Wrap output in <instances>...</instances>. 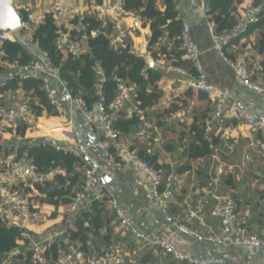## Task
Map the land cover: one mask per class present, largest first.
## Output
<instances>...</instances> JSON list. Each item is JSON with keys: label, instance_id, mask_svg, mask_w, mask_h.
<instances>
[{"label": "built area", "instance_id": "1", "mask_svg": "<svg viewBox=\"0 0 264 264\" xmlns=\"http://www.w3.org/2000/svg\"><path fill=\"white\" fill-rule=\"evenodd\" d=\"M177 6L184 3L185 0H174ZM207 7L211 0H200ZM15 4L16 9L22 14V26L11 33L0 32V68H6L14 72L17 68L15 65L6 61L7 53L4 44L7 41L21 42L29 52L37 58L27 68H20L18 75L20 79L32 77L34 79H44L42 87L49 102L58 109L61 106L59 88L54 85L52 79H59L62 82L59 69L52 66L45 52L40 51L34 42V34L39 27L44 24L46 16L52 15L55 24L59 28V39L57 46L73 57H79L88 52V35L75 36L82 28L74 23L75 19L85 17H94L106 24L112 25V34L109 39L111 46L115 51L130 46L131 52L142 57L146 64L150 62L158 64L165 71H173L187 79L184 81L187 90L195 93H204L211 99L214 105V117L220 122L226 120V112L229 105V93L211 86L207 81V76L201 65V52L196 46L190 26L183 24L181 34L182 50L184 58L193 64L198 72L194 77L185 69L172 65L171 62H160L154 60L151 54H140L132 49L129 43L132 30L124 25L127 17H134L141 24V19L134 13L127 12L124 9L122 0H18ZM257 10L249 8L247 11L246 22L239 28V33L243 34L248 29V24L257 21ZM212 39L215 50L232 66L236 73L238 84L257 97L264 100V82L253 81L252 73L244 62H231L226 56L229 48L230 38L228 36H218L215 33V24L211 26ZM134 32V31H133ZM98 33H92L97 35ZM96 72L100 77V83L105 81L101 68ZM8 78L0 75V86ZM119 81V95L111 105L112 112H108L103 103H98L93 110H89L86 103L81 98H72L70 101L71 109L73 108L80 116L83 126L91 134L97 136V131L102 133L104 139L113 140L117 138V133L112 129V123L116 120L120 111L126 110L127 118L133 115L145 120L146 116L143 110L137 105L132 104L135 87L127 85L123 80ZM67 89V87H66ZM67 92H70L67 89ZM3 94H0V100ZM232 116L243 126H246L253 132L264 134V118L255 116L249 108L241 104L234 106ZM37 116L32 111L28 98L15 102L11 108L0 106V138L10 129H16L19 124L33 125ZM150 123L145 124L144 130L138 134V139L144 142L149 138L152 130ZM57 150H63L73 153L76 157L85 158L90 147L78 149L71 145H63L52 142ZM92 147L100 150L103 156L113 162V158L108 150V145L102 139L92 144ZM118 156L122 160V165L132 168L134 171L143 174L150 180L152 185L151 195L158 201L162 208H167L170 201L176 194V186L179 182V176L171 173L165 175L161 171L155 170L148 163L140 160L136 152L131 149L130 143H119L116 145ZM219 183L220 177L224 175V166L219 165L215 168ZM83 176L82 189L76 194L71 204L67 205V212L72 220L83 208L89 206L94 201H108L111 209L115 212L119 222L120 231L124 236L132 238L143 248L160 249L165 254L171 256L179 262L192 263L193 259L189 254L182 252L177 245V237H189L199 243H214L225 251L235 249H245L248 256L253 258L259 250L264 249V238L253 234L248 227L246 217L240 213L236 201L233 197L228 196L223 199V203L212 211V216L220 219L222 222V232L220 235L205 236L193 227L197 222L199 225H206L205 219L200 210L192 208L184 212L182 218H167L173 226V231L167 236L154 238L146 233L139 232L135 229L134 223L128 213H126L117 201L110 199L106 192L101 189V174L97 165H84L79 168ZM60 175H66L63 168H51L46 172H38L36 167L26 157L16 158L15 155H6L0 151V224L8 229L18 228L22 230V237L17 240L19 247L15 250L0 254V264H51L46 253L50 250L52 244L62 238L65 230L59 229L54 232L36 236L29 231V225H38L44 221V214L40 208V202L36 197L40 196L35 189L37 185H45L55 180ZM161 186H165L163 192ZM27 240H30L27 243ZM68 243V241H66ZM69 244V243H68ZM129 253L122 244H115L107 253L99 256H90L80 250V248L70 246L68 249L58 251L57 260L54 264H127Z\"/></svg>", "mask_w": 264, "mask_h": 264}, {"label": "crops", "instance_id": "2", "mask_svg": "<svg viewBox=\"0 0 264 264\" xmlns=\"http://www.w3.org/2000/svg\"><path fill=\"white\" fill-rule=\"evenodd\" d=\"M257 0H243L237 7L236 15L240 20L247 18V11L252 8ZM179 18L183 23L190 26L192 38L201 52V65L207 76L208 83L217 89H222L229 93V105L226 112L227 125L217 127L219 121L214 117L209 121L207 132L221 139L222 145L217 146L215 153L210 158L200 159L191 163V169L178 175L179 182L176 186V194L170 201L167 208H162L158 201L151 195L152 185L150 180L143 174L134 171L125 165L115 164L114 161H108L103 153L98 150L89 151L88 156L84 158L86 165H97L102 171L100 177V186L110 199L118 202L120 207L129 214L136 230L146 233L154 238L167 236L173 231V226L168 222L169 216L173 218H182L184 212L190 208L200 210L205 219L206 225H199L197 222L193 227L205 236L220 235L222 232V222L212 216V211L223 203L225 197L231 196L235 199L237 208L248 222L249 230L264 238V170L256 171L243 175L239 170L233 171L231 167L228 175L215 183L217 176L211 174L209 180L207 173L209 168L215 171L214 164L218 154L223 150L229 155L239 151V146L247 144V148L261 147L264 150V134L253 132L246 126H243L232 116V108L241 104L250 109L258 118H264V100L256 95L247 92L237 82L235 70L221 55L215 50L211 26L213 22L207 14V7L200 0H185L180 6H177ZM137 17H139L136 14ZM140 19V17H139ZM141 21V20H140ZM127 29L132 30L129 43L132 49L140 54H151L149 50V40L151 30L149 25L138 24L134 17H127L124 20ZM134 31V32H133ZM239 33V31H238ZM257 43V35L242 38L239 44H233L227 49L229 56L235 58L238 62H244L252 65L255 69L264 62V56L257 55L254 51V45ZM163 45L172 46V43L164 39ZM185 59V58H184ZM160 62L167 63L170 60L166 55H160ZM150 68L159 70L162 78L158 82L159 89L163 92V97L154 108L149 111L152 114L150 118L144 120L139 129L130 140L138 137V132L144 130L145 124L150 123L153 127L149 132L147 142V152L157 155L159 163L171 168V171L182 167L188 163L186 156V145L189 135H185L183 145H176L175 140L182 138L181 133L188 130L192 122L191 112L205 111L208 108L206 100H202L195 95L190 100L187 99L188 92L185 86L186 77L173 71L162 70L158 64L149 65ZM3 76V79L7 76ZM6 81V80H5ZM4 81L3 84L6 82ZM262 82V81H261ZM2 84V85H3ZM61 106L58 109V117L49 116L46 112L36 118L33 125L27 129L24 138L32 142H57L63 145H71L78 149H85L89 144L98 142L102 139V133L97 131V136L91 134L83 126L79 114L70 106V101L59 89ZM6 107L11 108L15 102L24 100L27 93L18 89L17 91L8 90L1 95ZM187 99L190 107L179 113L158 116L169 109L177 99ZM176 127L175 135L167 133L169 128ZM211 139V138H210ZM3 148L6 150L11 142L22 141L21 136L17 134V129H10L3 137ZM109 146L110 141L104 140ZM174 142V143H173ZM11 147V146H10ZM15 155V153H11ZM248 159V158H247ZM262 167V166H260ZM252 167H249V171ZM232 169V170H231ZM258 173V175H257ZM260 174V175H259ZM207 178H206V176ZM203 176L206 180H203ZM208 180V183L206 181ZM225 181V182H224ZM40 202V201H39ZM40 204L44 214V221L38 225H29V231L41 236L54 232L59 229H67L68 223L72 220L67 212V205L56 209L52 205ZM103 218V234L114 235L113 237L122 244L129 257L127 264H264V249L258 251L255 257L250 258L245 249H235L225 251L214 243H199L189 237H177L178 248L189 254L193 262H179L171 256L165 254L160 249L145 250L138 244L132 236H124L120 231V222L111 209L109 202H106Z\"/></svg>", "mask_w": 264, "mask_h": 264}, {"label": "trees", "instance_id": "3", "mask_svg": "<svg viewBox=\"0 0 264 264\" xmlns=\"http://www.w3.org/2000/svg\"><path fill=\"white\" fill-rule=\"evenodd\" d=\"M124 9L127 12L137 14L143 26L149 25L151 37L149 40V50L154 60H158L160 55H166L173 66L185 69L189 74L196 77L198 72L192 63L184 59L182 50L181 34L183 31V21L179 18L177 5L174 0H122ZM243 0H211L207 5V14L215 24V33L218 36H228L229 46L239 44L240 40L251 35H257V43L253 46L257 55L264 56V0H257L252 8L257 10V21L249 23L245 33H238L241 25L248 19L240 20L237 15V7ZM74 23L79 25L82 30L75 36L88 35V52L79 57H73L63 50H59L57 42L59 39V28L55 24L52 15H47L44 24L34 34V42L40 51L47 53L48 59L53 67L59 69V75L66 84L72 98H81L86 103L89 110H93L98 103H103L108 112H112L110 107L119 95V79L127 85L135 87L132 104L137 105L143 110L145 116L150 118L149 111L154 108L163 97V92L159 89L158 82L162 78V73L154 68L148 67L145 60L131 52L130 46L115 51L111 46L110 35L112 25L106 24L94 17L75 19ZM98 33L92 35V33ZM164 39L172 43V46L163 45ZM7 53L6 61L15 65L17 71L14 72L6 68H0V74L7 75L5 84L0 86V94H5L8 90L17 91L22 89L27 93L30 105L35 116H42L46 112L49 116L58 117L60 115L56 106L52 105L42 90L44 79H34L26 77L20 79L17 74L19 69L27 68L37 58L19 41H7L4 44ZM229 61H238L229 56ZM246 66L252 73L253 81L264 82V62L256 69L246 61ZM101 68L105 81L100 83L96 69ZM4 83V82H3ZM195 95L202 100H206L208 108L205 111L191 112L192 122L187 131L181 133L175 140L176 145H183L185 135H189L186 145V156L188 163L174 170V174L181 175L191 169V163L212 157L217 146L222 145L221 139L215 135L208 134L209 121L213 119L214 105L204 93H195L188 90L187 99L192 100ZM187 99H177L174 104L164 113L163 116L179 113L188 109L190 104ZM0 106H6L3 99ZM153 116V115H152ZM146 118V119H147ZM144 120L137 115L127 118L126 110L120 111L116 120L112 123V129L117 133V138L110 141L108 150L115 164L122 165V160L118 156L116 145L119 143H130L131 149L136 152L137 157L148 163L157 171L165 175L173 173L171 168L159 163L157 155L147 151V142H142L134 137L139 126ZM226 120L217 123V127L227 125ZM28 125L19 124L17 134L22 141L11 142L8 148H3L4 140L0 138V151L6 155H13L16 158L26 157L36 167L38 172H46L51 168H63L66 175H60L54 181L45 185H37L36 190L40 196L36 197L41 204L54 206L56 209L72 203L76 194L82 189L83 176L79 170L86 165L83 158L76 157L71 152L57 150L53 144L45 142H32L25 139ZM176 127H170L167 131L175 135ZM139 133V132H138ZM211 138V139H210ZM105 139L102 138V141ZM174 143V142H173ZM11 146V147H10ZM206 176V175H205ZM210 180L211 173H207ZM206 176V178H207ZM165 186H161L163 192ZM106 201H94L89 206L83 208L71 223L62 238L56 240L50 250L46 253L51 264L57 260L58 251L68 249L70 246L80 248L90 256H99L107 253L115 243L119 242L112 235L103 234V218ZM22 230L18 228H6L0 224V254L9 253L19 247L17 240L22 237ZM254 234V233H253ZM68 241V243H66ZM30 240H27L29 243ZM145 250H153L145 248Z\"/></svg>", "mask_w": 264, "mask_h": 264}, {"label": "rangeland", "instance_id": "4", "mask_svg": "<svg viewBox=\"0 0 264 264\" xmlns=\"http://www.w3.org/2000/svg\"><path fill=\"white\" fill-rule=\"evenodd\" d=\"M16 3H19L18 0L16 1ZM217 156H218V158H217L216 162L214 163L217 165H214V166L215 167L219 166V165L224 166V175H223L224 177H225L226 173L228 175V172H229L231 167L233 168V171L239 170L241 173H243V175H247L248 173H251L252 171H253V173L256 171L261 173L260 170L261 169H262V171L264 170V150L261 147H254V149L251 150V148H249V149L247 148V144H242V146H239V151L236 152L235 154L229 155L227 151L222 149V151ZM250 166L252 168L249 171ZM260 166H262V167H260ZM211 167L209 168L208 171L211 174L215 173L216 171L213 172L211 170ZM257 175H258V173H257ZM222 177H220L219 179L221 180ZM203 180L204 181L206 180V178L204 176H203ZM222 180H225V179H222ZM206 183H208V180L206 181Z\"/></svg>", "mask_w": 264, "mask_h": 264}, {"label": "water", "instance_id": "5", "mask_svg": "<svg viewBox=\"0 0 264 264\" xmlns=\"http://www.w3.org/2000/svg\"><path fill=\"white\" fill-rule=\"evenodd\" d=\"M16 1L17 0H0L1 33H11L22 26V14L15 7ZM52 81L54 85L64 93L65 98L71 101V96L67 92L66 87L61 83V81L59 79H52ZM89 147L92 151H98V149L92 147V144H89ZM99 173L102 174V171H99Z\"/></svg>", "mask_w": 264, "mask_h": 264}]
</instances>
